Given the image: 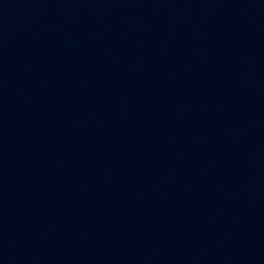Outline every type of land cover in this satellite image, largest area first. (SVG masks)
Masks as SVG:
<instances>
[{"label":"water","instance_id":"1","mask_svg":"<svg viewBox=\"0 0 264 264\" xmlns=\"http://www.w3.org/2000/svg\"><path fill=\"white\" fill-rule=\"evenodd\" d=\"M0 264H264V0H0Z\"/></svg>","mask_w":264,"mask_h":264}]
</instances>
